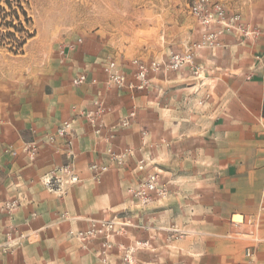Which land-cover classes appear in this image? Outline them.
<instances>
[{
	"label": "crops",
	"instance_id": "obj_1",
	"mask_svg": "<svg viewBox=\"0 0 264 264\" xmlns=\"http://www.w3.org/2000/svg\"><path fill=\"white\" fill-rule=\"evenodd\" d=\"M250 26L255 29L244 39L233 30L221 36L219 46L197 50L199 76L188 65L162 70L151 75L148 91L133 94L108 88L102 69L36 65L20 72L13 85L10 64L0 65V152L9 143L28 140L40 148L34 162L22 153L3 157L0 199L20 200L14 224L35 236L11 253L0 249V264H98V241L85 251L68 230L85 228L87 219L124 212L134 200L128 188L152 172H162L170 188H178L173 199L179 200V211H194L195 224H171L162 228L165 239H148L147 264H264V24L254 19ZM72 48L63 57L59 53L60 62ZM81 72L87 82L73 85L71 79ZM96 100L105 108L98 133L86 116ZM131 110V123L120 126ZM68 119L72 134L67 141L81 182L59 199L42 180L66 161L68 146L66 139L55 137L50 144L46 138ZM124 147L133 155L123 167L96 180L91 163L109 166L108 150ZM141 158L147 159L144 171L137 169ZM62 212L73 218L61 219ZM7 221L0 211V248ZM174 231L186 234L178 238ZM111 259L119 264L116 249Z\"/></svg>",
	"mask_w": 264,
	"mask_h": 264
},
{
	"label": "rangeland",
	"instance_id": "obj_2",
	"mask_svg": "<svg viewBox=\"0 0 264 264\" xmlns=\"http://www.w3.org/2000/svg\"><path fill=\"white\" fill-rule=\"evenodd\" d=\"M190 1L22 0V5L31 18L27 28L33 35L26 40L20 52L17 53L10 50L8 46L0 44V65L2 67L3 65L7 66L10 64L13 85L18 83V77L16 76L20 72H25L26 68L33 70L36 65H43L47 69H56L59 66H65L67 69L80 68L94 71V69L101 70L108 60L113 59L120 68L131 71L130 61L136 58L144 62L156 60L162 66H165L171 54L178 52L184 45H189L201 36L202 31L197 26L195 18L189 11ZM211 1L221 3L230 14L239 15L240 23L246 30L255 29L250 26L254 19L260 20L264 24V0ZM235 33L237 37L244 39L243 32L235 30ZM79 38L81 41L74 44L68 59L60 62L58 46L66 42L74 43ZM129 76L131 77V74ZM49 136H47L46 141L50 144L54 143L56 138L54 141H49ZM60 138L66 139L68 146L65 152L66 161L62 164L64 165L69 160L72 162L74 155H69L70 145L67 138ZM29 142H35L37 146L34 159H30L22 148L25 143ZM8 145L15 147L17 151L15 155L5 151ZM39 150V144L35 140L21 141L17 145L9 143L0 152V167L4 156L16 157L20 153L29 162H34L37 159ZM109 162L107 171L117 170L121 166L123 167L125 163V161L120 165L113 163L110 157ZM53 170L51 169L45 175ZM75 171H77V167H75ZM145 177L139 176L135 183L136 185L128 188L126 193L131 195L130 190L135 188ZM159 178L160 183L167 190L166 196L162 198L164 201L157 208L154 209L152 207L148 209L147 207L145 208L147 205H140L134 198L132 200V198L128 197V200H132V202H129L130 205L125 208L124 212L119 214V217H127L131 224L127 227L126 233H119V236L113 237L115 245L108 252V260L106 263L101 261L99 249L97 250L95 258L98 264H115L111 259L114 249L119 253V264H126L124 261L126 249L131 246L134 248L131 253V264H141L139 262L140 259V261H144V264H147L148 254H146V251L149 247L148 239H165L167 232L162 228L170 226L171 224H195L194 211H189V209L179 211L177 207L179 200L173 199V194L179 192L178 188H170V185L163 178L162 172H160ZM77 183L67 186L63 193L57 189V191L48 190L45 185L44 187L59 199H63L68 194L70 188ZM187 186V192L190 194L191 185ZM188 197V200H191L190 196ZM13 200L17 202V207L13 211L8 212L5 208V203ZM19 206L20 200L17 197L0 199V211L6 215L8 220L6 232L13 227L19 229L13 220V216ZM234 219L240 220L241 217L234 216ZM175 234L179 238L180 235L185 236L186 233ZM34 236L28 241H32ZM117 237H119V243L124 241L125 248L118 249L116 246L118 241H115ZM187 238L191 239L190 235ZM79 245L87 251V248H84L81 243ZM17 248L15 247L5 251L2 247L0 249L4 253H11ZM141 254L144 257H140ZM180 264H190V261L186 260V262Z\"/></svg>",
	"mask_w": 264,
	"mask_h": 264
},
{
	"label": "built area",
	"instance_id": "obj_3",
	"mask_svg": "<svg viewBox=\"0 0 264 264\" xmlns=\"http://www.w3.org/2000/svg\"><path fill=\"white\" fill-rule=\"evenodd\" d=\"M189 11L195 18V22L202 33L198 40L190 43L182 51L175 52L170 55L165 66H162L160 62L151 60L144 62L140 59H132L130 61L131 77L128 72L119 67L117 62L110 59L102 68L106 80L105 84L110 89H126L130 93L137 91H148L151 86V75L153 73L160 72L162 70L178 71L185 66H189L192 73L195 76H199L201 69L194 63V54L197 50L203 48H215L220 45V38L225 32L240 31L244 35H248L249 31L246 30L240 23V17L236 14L228 13L227 9L219 2H213L211 0H191L189 3ZM81 39H77L74 43H63L59 46V53L63 57L65 55L66 48H71L75 43L80 42ZM87 82V75L84 72L78 73L71 79V83L75 86L84 84ZM95 110L88 111L86 116L91 124L95 127V132H100L102 122H98L105 112V108L99 100L93 102ZM135 116V110H131L125 117L119 121L120 126H128L131 120ZM71 120L63 121L55 130L54 135L48 137L49 141H54L55 137L68 138L72 134ZM144 137L145 132H142ZM69 145L71 141L68 140ZM23 150L26 152L30 159H34L37 146L35 142L25 143ZM6 152L12 155L16 154V149L13 145H8ZM72 148L69 149V155H72ZM110 160L116 164H122L126 158L133 155V150L129 147H124L119 150H108ZM147 159L141 158L137 162V169L143 170L147 167ZM109 166L101 165L98 163H92L90 169L93 172V177L97 179L101 174L108 170ZM43 185L48 189L55 191L60 190L64 192L67 186L73 185L79 182V177L75 171V167L72 162L61 165L55 168L49 174L43 177ZM56 190V191H57ZM133 198L140 205H148L154 200L162 199L166 196L167 190L164 185L160 183L159 174L156 172L148 173L143 181H141L135 188L130 190ZM17 207L16 201H9L5 203V208L8 212L13 211ZM61 219H72L67 212L60 213ZM88 225L83 229H69L67 234L71 238L75 239L84 248L93 241H98L100 244L99 257L103 263L108 260V252L114 247V236L126 233V229L130 226V220L123 216L116 215L109 219H87ZM177 232V231H174ZM180 233V232H177ZM181 234V233H180ZM34 232H24L16 227L9 229L6 232V239L1 244L2 249L9 250L15 247L23 245L28 241ZM116 246L119 248H125L122 242H118ZM133 247L126 249V255L124 261L126 264H131ZM247 255H253V252L247 250Z\"/></svg>",
	"mask_w": 264,
	"mask_h": 264
},
{
	"label": "trees",
	"instance_id": "obj_4",
	"mask_svg": "<svg viewBox=\"0 0 264 264\" xmlns=\"http://www.w3.org/2000/svg\"><path fill=\"white\" fill-rule=\"evenodd\" d=\"M30 21L22 0H0V44L8 46L14 53L20 52L33 35L27 28Z\"/></svg>",
	"mask_w": 264,
	"mask_h": 264
}]
</instances>
